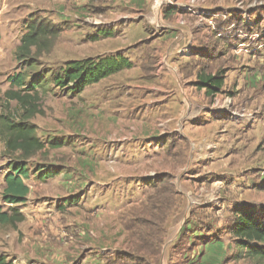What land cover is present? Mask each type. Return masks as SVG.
I'll use <instances>...</instances> for the list:
<instances>
[{
    "label": "rangeland",
    "instance_id": "rangeland-1",
    "mask_svg": "<svg viewBox=\"0 0 264 264\" xmlns=\"http://www.w3.org/2000/svg\"><path fill=\"white\" fill-rule=\"evenodd\" d=\"M106 1L103 0V3ZM149 1L143 3V7H137L136 13L126 9L131 19L123 25L118 24L132 45L143 39L153 26L155 30L167 29L151 20L149 23L145 21L144 14L152 11L155 5V0ZM249 1L244 0L240 11L247 18L251 15L250 19L254 21H248L245 26L251 31L255 27L257 34L251 37L250 33L242 31L241 37L236 40L241 41V48L249 49L253 38L257 47H253L255 49L250 53L242 50L239 55L232 51L226 55L225 65L232 67L244 62L245 66V62L250 64L252 61L250 69L239 67L240 72L247 74L245 83L249 86L241 92L242 98L246 97V102L242 103L244 111H250L242 118H251V112L257 111L259 115L255 116L262 117L264 121V0L257 3ZM187 2L188 5L182 7L194 11L191 4L195 0ZM99 12L104 16L107 11L100 4L95 5L93 0H0V110L6 108V111L18 116L20 110L16 102L6 97L7 91L12 88L9 78L20 71L26 73L25 85L35 86L43 112L29 121L36 125V135L45 142L41 151L26 160L29 177L24 178V182L29 194L23 204L16 205L25 219L17 223L16 229L0 224V254L13 264H117L115 262L120 257L125 258H121L125 260L123 264H204L197 256L190 259L184 254L190 249L188 242L195 239V244L199 240H214L218 242V247L224 245L218 250L213 248V254L223 258L220 260L217 257L218 261L210 257L206 264H260L232 258L234 238L230 227L236 208L245 206L255 211L264 208V190L259 188L264 184L262 125L253 127L252 134L241 135L247 146L237 150L231 159H224L222 151L215 153L209 149L203 158L192 164L195 175L188 180V171L184 169L183 175H180L182 168L169 161V155L164 154L160 145L163 133L178 129L184 120L189 119L160 117V110L174 109L165 102H154L167 96L159 84L160 80L168 85L175 75L170 68L166 69L168 71L162 68L163 77L160 80L151 76L160 69L157 62L161 63L162 54L154 62L156 67L153 70L149 69L150 63L137 60L131 69H124L101 83L88 85L79 95L57 88L49 81L50 71L68 60L93 57L99 51L110 50L109 54H112L113 44L110 46L104 39H100V46L93 43V36L100 35L103 28L108 29L104 25H93V17L98 18ZM34 19L57 24L60 32L50 50L39 56L33 55V66L27 67L24 61L17 59L16 49L27 24ZM212 22L210 26H214L215 22ZM172 24L185 26L186 22L181 19ZM116 30L113 28L112 31ZM237 46L238 43L236 51ZM139 49L135 52L145 55L139 53ZM225 53H229V48ZM231 54L239 58L233 59ZM173 85L168 86L173 88ZM189 108L191 113L193 108ZM49 139L64 141L66 145L50 148L47 146ZM253 141L260 143L254 148ZM202 143L198 149L206 146ZM229 160L234 167L240 165V161L244 163L242 178L226 182L229 180L226 176L207 173L209 168L222 167ZM14 162H17V153L9 154L0 139V205L4 210L8 208L2 202L4 176ZM43 167L58 169L59 173L44 181L36 179L35 172ZM161 171L172 175L175 197L168 193V188L164 189L167 185L164 183L161 187L167 191L163 190L153 200L154 190L150 191L151 186L143 179ZM128 175L137 177L129 180ZM42 210L52 211L55 221L53 233L47 229L50 221L43 216ZM57 210H64L63 216H59ZM151 210H160L155 220L158 228L138 221L141 217L144 220L153 219L154 211ZM128 211H131L130 214ZM125 215L128 219L134 218L135 223L124 220ZM60 225L66 232L57 230ZM142 225L148 227L143 230ZM163 227L166 232L162 245H159L160 229ZM192 228L193 233L190 231ZM125 229H131L133 238L139 237L133 234L135 229L142 232L137 247L127 242L128 232ZM198 232L201 236L194 237ZM85 243L86 247L78 246H85ZM154 243L159 246L157 258L153 255V250L157 249ZM127 253L128 257L131 254L136 257L129 261Z\"/></svg>",
    "mask_w": 264,
    "mask_h": 264
},
{
    "label": "crops",
    "instance_id": "crops-1",
    "mask_svg": "<svg viewBox=\"0 0 264 264\" xmlns=\"http://www.w3.org/2000/svg\"><path fill=\"white\" fill-rule=\"evenodd\" d=\"M166 1L169 3H166ZM187 1L189 0L157 1L158 3H155L152 11L149 10L147 14H144L145 21L149 23L151 20L155 24L167 29L155 30L154 26L153 28L151 27V30L148 31L149 33H146L145 37L139 40L138 43H135L134 46L129 43L128 36L120 31L121 27L119 28L118 24L119 26L120 24L123 25L124 22L131 19V16H129L126 9L130 8L136 13L135 10L139 9L137 7H143V3L150 1L107 0L103 3V0H93L95 5L100 4L101 7L105 8V12L107 11L106 13L104 12V16L99 12L100 15L98 18L93 17V25H104L108 27V29H101L100 35L93 36V43H97L100 46V39H104V42H109L110 46L113 44L114 50L112 54H115L114 52H120L133 64H135L137 60L142 59L143 61L150 63V70H153L156 67L154 62L158 60V56L160 54L163 55H161V63L159 61L157 62L160 69L155 70L154 74L151 76H155L160 80L163 77V74L161 73L162 68L164 71H168L166 69L170 68L175 72V75L174 78L169 81L168 85H175H173V88H170L166 85L167 82L161 79V83L159 84L163 87V91L167 92V96H163L160 100H154V102H165L174 106V109L171 111L160 110L159 112L162 113L160 117L168 119L175 117L182 120L186 118L189 119L184 120V124L182 126L180 125L178 129H171L166 133H163L160 136V145L164 150V154L169 155V161L175 163L178 168H182L180 175H183L182 171L185 169V171H188V176L186 175L188 180H191L193 179V175H195V167L192 164L203 158L209 149V151H214L215 153L222 151L224 159L236 155L237 150H241L242 146H244L245 149L247 146V142L242 140L241 135L252 134L251 131L253 127L258 125H262L264 129V121L261 119L262 117L255 116L259 115L256 114L257 111H254L255 113L251 112V118H242L246 112H250L248 110L244 111L245 109L242 106V103L246 102V97L242 98L241 96L242 89L246 91L249 87L245 83L247 74H244L239 70V67H242L244 62L233 65L232 67L225 65V57L226 55H230L232 51L235 55H239L242 50L250 53L255 49L253 47L257 44L256 41L251 38V48L245 49L241 48L242 46L239 43L241 41L236 40L237 37H241L240 32L242 31L250 33L251 37L257 34L255 27L254 30L251 31L245 26L247 23H251L254 20L250 19L251 15H248L247 18V16L241 12L244 0H195V3L191 4L195 9L194 11L182 7V5H188ZM257 1L258 0H250L249 2L257 3ZM167 6H172L174 8V11L170 15L164 14V8ZM118 7L121 8L119 11L114 10ZM146 10H148V6H146ZM185 10L188 12H185ZM181 19H184L186 22L185 26H174L172 24L174 22L178 23ZM212 21L215 22L214 26H210ZM110 26L117 30L113 32V28L111 29ZM102 30H108L110 32L109 35L104 37L102 35ZM237 43L238 46L236 47V51L235 46ZM139 48L143 51H140ZM227 48H229V53H225ZM136 49H139L138 52L144 53L145 55H139L135 52ZM109 51H99L96 56L109 55ZM104 52L107 53L105 54ZM231 58L238 59L239 57L231 54ZM219 62L220 64H218ZM213 64L216 66H213ZM247 65L250 66L248 67ZM252 65V61L250 64L245 62V66L243 67L250 69ZM216 70L224 71L223 84L219 92L213 96H207L204 88H199L195 85L197 76L199 74L212 75ZM117 73L111 76H116ZM106 79H108V77L95 84L101 83ZM241 84L243 85L241 86ZM165 85L166 87L164 88ZM191 106L193 111L190 113L189 107ZM191 123L194 125L190 126ZM201 128H203V130H201ZM219 133H221V137H219ZM223 139H225L224 142L222 141ZM262 140L263 136L260 142ZM202 142H204L206 146L203 145L198 149L199 144ZM260 142L253 141V147ZM181 143H184V145H181ZM233 164L234 163L229 160V163L227 164L226 162L222 167H217L216 169L209 168L207 173H218V176H226L229 178L226 182L232 180L236 181V179L242 178V165H244V163L240 161V165L238 164L236 167H234L235 165ZM223 166L225 167L223 168ZM162 173L171 175L166 171H161L153 176L147 175L146 178L143 179L145 183L151 186L150 191L153 188L152 183L154 182V179H156L158 174ZM37 174L38 173L35 172L36 179H38ZM27 177H29V172ZM132 177L133 175H128L129 180H135L137 176H134V178ZM172 183L174 184V182ZM221 198L225 199V197ZM57 211L60 212L58 213L59 216H63L64 210ZM129 212L131 211H128V213ZM42 214L50 221L47 225V229L50 233H53L55 221L52 217V211L42 210ZM127 216L128 215L124 216V220L127 219V221H130L129 223H131L134 218L128 219ZM129 227L131 228L132 226ZM57 230L63 233L66 232V229L63 228L62 225L57 227ZM125 230L128 232L127 242L130 241L131 245L135 246L139 241V237L133 238V235L131 236V229ZM190 231L193 233V228ZM202 233H204V231H202ZM197 236H201V232L195 234L194 237ZM194 241L195 239L188 242L190 249L184 253L186 256H189L190 259L197 256L201 259V262L206 264L205 262L210 257L211 259H217V257H220V260L223 258V256H219V254H213V248H217L218 250L220 247L224 246L223 244H220L218 247V242L214 240H210L209 242L199 240L197 241V244H195ZM63 244L66 245V242L64 241ZM80 245L81 244L78 246H87L86 243L83 244L85 246ZM230 249H232V246H230Z\"/></svg>",
    "mask_w": 264,
    "mask_h": 264
},
{
    "label": "trees",
    "instance_id": "trees-1",
    "mask_svg": "<svg viewBox=\"0 0 264 264\" xmlns=\"http://www.w3.org/2000/svg\"><path fill=\"white\" fill-rule=\"evenodd\" d=\"M174 11L172 6L164 8V14L170 15ZM60 32V27L45 19H34L27 24V30L21 38V42L16 49V57L18 60L25 62L27 67H32L31 57L39 56L42 52L50 50L55 38ZM108 30H102V35H109ZM46 45L47 49H46ZM133 63L122 53H115L103 56L85 57L82 59H73L64 62L55 70L50 71L48 75L49 81L57 88L67 89L73 95H79L88 85L99 82L100 80L109 77L124 69H129ZM26 73L18 72L9 78L11 89L7 91L8 100H14L20 112L18 116H14L10 111L5 109L0 110V139L3 141L6 151L9 154L17 153V162L10 164L9 171L4 176L5 187L2 192V202L8 205L6 210L0 205V224L9 225L12 228L17 227V223L22 222L25 216L16 207L18 204H23L27 200L29 192L28 186L23 179L28 175L26 160L34 154L41 151L45 147V142L40 140L36 135V125L29 120L36 114H42L40 108V96L35 91V86L25 85ZM224 81V71L216 70L214 74H199L195 85L205 89L207 96H213L220 91ZM15 87V89H13ZM66 145V142L61 140L47 141V146L50 148H58ZM38 178L42 180L50 179L59 173L58 169L52 167L38 168ZM164 185L168 188V193L175 197L174 185L171 182L169 174H158L154 179L152 189L153 200H156V195L160 194L164 189ZM172 183V184H171ZM264 190V184L259 187ZM167 191V190H164ZM155 206L158 207L157 204ZM154 211L151 220H144L142 217L138 219L140 223L148 224L154 228L159 225L155 221L158 218V211ZM232 226L230 234L234 238V252L232 258L248 259L256 263L264 264V208L255 211L250 207H239L233 212ZM148 226L142 225L144 230ZM130 228V227H129ZM159 245L163 241L165 228L160 229ZM134 235L139 236V241L142 232L135 229ZM138 241V242H139ZM153 245L156 246L154 243ZM137 247V244L135 245ZM135 247V249H136ZM153 250V255L157 258L160 254L159 246ZM134 253V252H132ZM131 254V253H130ZM129 253L126 254L129 261L134 257ZM120 257V256H119ZM120 257L117 264H123L125 258ZM127 260V261H128ZM130 263V262H129ZM0 264H13L4 255L0 254ZM135 264V263H130Z\"/></svg>",
    "mask_w": 264,
    "mask_h": 264
},
{
    "label": "built area",
    "instance_id": "built-area-1",
    "mask_svg": "<svg viewBox=\"0 0 264 264\" xmlns=\"http://www.w3.org/2000/svg\"><path fill=\"white\" fill-rule=\"evenodd\" d=\"M157 2V0H155V3Z\"/></svg>",
    "mask_w": 264,
    "mask_h": 264
},
{
    "label": "bare ground",
    "instance_id": "bare-ground-1",
    "mask_svg": "<svg viewBox=\"0 0 264 264\" xmlns=\"http://www.w3.org/2000/svg\"><path fill=\"white\" fill-rule=\"evenodd\" d=\"M158 3V2H157Z\"/></svg>",
    "mask_w": 264,
    "mask_h": 264
}]
</instances>
